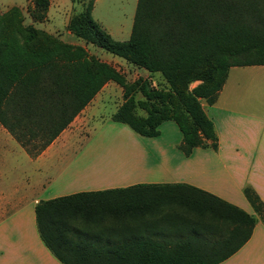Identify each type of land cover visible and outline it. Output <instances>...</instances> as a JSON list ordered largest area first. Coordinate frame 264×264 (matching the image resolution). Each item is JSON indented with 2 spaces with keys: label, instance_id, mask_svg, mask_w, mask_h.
Instances as JSON below:
<instances>
[{
  "label": "trees",
  "instance_id": "1",
  "mask_svg": "<svg viewBox=\"0 0 264 264\" xmlns=\"http://www.w3.org/2000/svg\"><path fill=\"white\" fill-rule=\"evenodd\" d=\"M93 3L70 16L67 30L159 73L162 84L150 76L128 81L84 46L25 25L21 10L12 6L0 12V123L34 157L113 81L123 101L112 121L155 137L159 125L172 120L185 155L196 146L216 148L201 100H216L230 66L264 64V0H137L126 40L114 39L93 19ZM48 4L33 0L34 20L45 17ZM194 81L199 83L189 88ZM118 191L125 196L83 192L36 203L38 233L55 257L64 264H216L248 239L255 223L238 207L186 184ZM243 192L264 219L258 196L248 187ZM166 217L178 219L176 235L160 231L157 220Z\"/></svg>",
  "mask_w": 264,
  "mask_h": 264
},
{
  "label": "crops",
  "instance_id": "2",
  "mask_svg": "<svg viewBox=\"0 0 264 264\" xmlns=\"http://www.w3.org/2000/svg\"><path fill=\"white\" fill-rule=\"evenodd\" d=\"M48 1L46 14L49 17L51 8L56 11L61 8L62 0ZM98 1L94 0L91 10L93 19L114 39L126 40L131 31L126 25L112 27L95 17ZM64 3L62 1V5ZM76 6V2L70 0V15L65 25L74 12L80 11ZM66 32L67 36H74L69 30ZM71 43L78 44L73 41ZM78 45L89 48L88 45ZM96 58L102 60L98 56ZM102 61L112 65L123 64L116 58ZM109 88L122 93L118 84L107 81L90 102L94 104L99 96L109 94L106 92ZM96 103L85 105L50 144L34 157L0 123V264H64L40 238L34 211L38 201L83 192H102L100 198L104 199L122 198L125 195L118 191L120 189L139 184L177 183L210 193L255 218L248 239L230 256L216 264H264V219L243 192L244 188H250L264 206V64L230 66L216 100L212 104L201 102L217 135L216 148L196 146L189 155H185L179 149L182 141L180 130L176 133L172 125H164L174 121L162 122L157 136L161 134L162 126H166L165 132L172 133L169 138L163 139L164 145L158 150L164 162L159 164L158 169L144 175V181L117 182L87 174L89 166L82 164L83 148L81 144L75 146V143L78 132L84 130L90 116L95 113ZM86 108L91 109L87 115ZM83 112L84 116L81 114ZM110 117L106 120L110 121ZM158 220L160 231L169 235L177 234V226L180 224L177 218ZM109 222V219H104V223ZM148 234L151 235V232Z\"/></svg>",
  "mask_w": 264,
  "mask_h": 264
},
{
  "label": "rangeland",
  "instance_id": "3",
  "mask_svg": "<svg viewBox=\"0 0 264 264\" xmlns=\"http://www.w3.org/2000/svg\"><path fill=\"white\" fill-rule=\"evenodd\" d=\"M62 1L65 2L64 5H62ZM62 1H60L61 8L59 10L56 11L54 8H51L49 17L46 14V18L41 21L34 20L31 15L33 0H0V12H5L11 6H17L21 10L25 25L31 24L38 29L54 33L52 35H55L64 42L71 43L73 41L85 46L88 45L82 39L75 36H67L65 22L67 16L70 15V0ZM75 2L76 7L81 10L83 4L87 3L88 0H77ZM135 7L136 0H99L94 15L112 27L123 24L131 30ZM88 47L85 48L89 54L95 57L98 56L102 60L116 58L122 61L123 64L113 66L122 71L128 81H134L141 76H150L152 81L159 86L163 82V78L157 72L150 74L148 71L132 65L123 58L115 56L104 49L92 44H89ZM198 83L199 81L190 83L189 88L194 87ZM106 92L109 94L99 96L98 99H95L94 104L90 101L88 102L89 106L95 105L97 102V108L93 116H90L85 128L83 127L84 130L78 132L76 138L75 146L81 144L83 148L84 158L82 164L85 163L86 166H89L87 169L88 175L106 177L117 182L144 181V175L158 169L159 164L164 162L158 150L164 145L162 143L163 139L165 137L166 139L169 138L172 133H169V131L165 132L164 127L166 126H162L159 136L141 138L143 136L136 134L128 126L113 122L112 120H106L114 112L116 106L123 101L122 93L119 94V92H116L112 88H109ZM108 95L110 97H107ZM141 97L140 93L136 94V98ZM201 102L204 103L205 101L201 100ZM89 109L86 108V115L90 113L91 109L90 111ZM85 113H81L82 116ZM167 123L169 124L164 125H172L174 131L179 133L174 122ZM148 139L155 142H150ZM248 209L251 211V208Z\"/></svg>",
  "mask_w": 264,
  "mask_h": 264
}]
</instances>
